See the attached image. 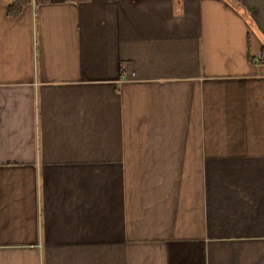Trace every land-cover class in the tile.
<instances>
[{"label":"crops","instance_id":"obj_1","mask_svg":"<svg viewBox=\"0 0 264 264\" xmlns=\"http://www.w3.org/2000/svg\"><path fill=\"white\" fill-rule=\"evenodd\" d=\"M12 2L0 264H264V0Z\"/></svg>","mask_w":264,"mask_h":264},{"label":"trees","instance_id":"obj_2","mask_svg":"<svg viewBox=\"0 0 264 264\" xmlns=\"http://www.w3.org/2000/svg\"><path fill=\"white\" fill-rule=\"evenodd\" d=\"M29 0H13V2L9 5V9L13 11H18L20 7L24 4L27 3ZM11 11V12H13Z\"/></svg>","mask_w":264,"mask_h":264}]
</instances>
